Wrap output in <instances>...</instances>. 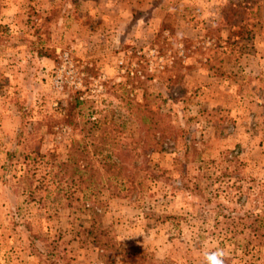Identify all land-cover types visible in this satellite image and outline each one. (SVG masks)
<instances>
[{
  "label": "rangeland",
  "instance_id": "obj_1",
  "mask_svg": "<svg viewBox=\"0 0 264 264\" xmlns=\"http://www.w3.org/2000/svg\"><path fill=\"white\" fill-rule=\"evenodd\" d=\"M177 54L181 91L156 72ZM128 79L133 99L178 95L151 98L185 132L138 194H86L49 168L70 152L62 108L80 89L122 120ZM217 247L264 264V0H0V264H204Z\"/></svg>",
  "mask_w": 264,
  "mask_h": 264
},
{
  "label": "trees",
  "instance_id": "obj_2",
  "mask_svg": "<svg viewBox=\"0 0 264 264\" xmlns=\"http://www.w3.org/2000/svg\"><path fill=\"white\" fill-rule=\"evenodd\" d=\"M240 8L236 6L230 11H224L223 17L228 18L229 22V18L237 14L236 12H242L239 11ZM163 30L169 31L168 37L178 36L174 25L164 27ZM184 54L187 56V53ZM182 64L183 57L177 54L170 65H163L162 69L156 71L161 86L182 90L171 83L173 80L180 82L184 78ZM172 69L175 72H171ZM130 82L128 79L117 84L126 92L123 103L113 109V112H118L120 119L124 117L122 120L109 119L105 115L110 108L107 99L84 97L85 90L75 89L71 101L62 108L59 121L73 133L69 138L70 152L66 159L56 160L49 168L53 170L55 164L59 165L60 179L72 178L75 182L77 175V179L86 184L85 188L79 190L86 194L103 190H107L111 196L138 194V171L143 170L155 179L164 177L152 169L147 157L155 151L164 150L166 140H177L179 133L185 132L183 128L175 126L171 120L172 113L167 111L165 104L161 105L156 99L163 96L165 103L171 99L176 104L178 95H165L163 91L150 92L149 87H143L142 99H133L128 97L131 92L128 89ZM153 95L155 100L151 98ZM104 102L105 106L102 105ZM129 124L134 126L133 130L128 128ZM48 152L54 160L57 158L54 150ZM56 176L59 174H54L53 178Z\"/></svg>",
  "mask_w": 264,
  "mask_h": 264
},
{
  "label": "clouds",
  "instance_id": "obj_3",
  "mask_svg": "<svg viewBox=\"0 0 264 264\" xmlns=\"http://www.w3.org/2000/svg\"><path fill=\"white\" fill-rule=\"evenodd\" d=\"M226 252L224 249L217 247L214 251L203 252L204 264H225Z\"/></svg>",
  "mask_w": 264,
  "mask_h": 264
}]
</instances>
